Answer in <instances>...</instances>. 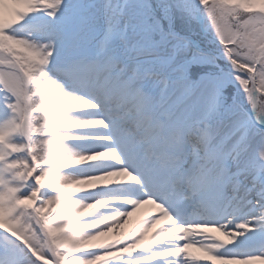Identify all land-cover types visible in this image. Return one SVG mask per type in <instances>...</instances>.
<instances>
[{"label": "snow or ice", "instance_id": "snow-or-ice-1", "mask_svg": "<svg viewBox=\"0 0 264 264\" xmlns=\"http://www.w3.org/2000/svg\"><path fill=\"white\" fill-rule=\"evenodd\" d=\"M0 264H264V0H0Z\"/></svg>", "mask_w": 264, "mask_h": 264}, {"label": "bare ground", "instance_id": "bare-ground-1", "mask_svg": "<svg viewBox=\"0 0 264 264\" xmlns=\"http://www.w3.org/2000/svg\"><path fill=\"white\" fill-rule=\"evenodd\" d=\"M147 209H141L138 213L134 214V216L132 217V223H135L136 221H138L145 213ZM130 225L126 226V227H130Z\"/></svg>", "mask_w": 264, "mask_h": 264}]
</instances>
